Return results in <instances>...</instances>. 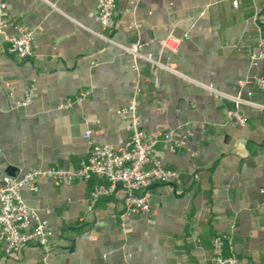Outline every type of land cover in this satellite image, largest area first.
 <instances>
[{
    "label": "crops",
    "instance_id": "1",
    "mask_svg": "<svg viewBox=\"0 0 264 264\" xmlns=\"http://www.w3.org/2000/svg\"><path fill=\"white\" fill-rule=\"evenodd\" d=\"M8 12L0 34V176L78 167L89 141L121 146L128 122L116 110L139 86L140 128L174 131L157 156L178 181L154 183L150 211L133 214L120 185L90 201L93 186L107 184L101 176L59 185L38 178L36 191L20 194L47 220L50 242L7 254L0 241V264H208L211 239L221 234L232 237L244 264H264V109L243 104L247 121L239 124L226 113L233 101L206 88L264 104V91L238 83L264 74V57L250 63L264 37V0H117L105 33L118 44L139 41L167 67L139 59L137 71L130 55L94 33L96 0H8ZM21 30L33 35L32 55L8 50L4 35ZM168 35L180 38L175 53L161 46ZM29 86L30 102L16 105Z\"/></svg>",
    "mask_w": 264,
    "mask_h": 264
},
{
    "label": "built area",
    "instance_id": "2",
    "mask_svg": "<svg viewBox=\"0 0 264 264\" xmlns=\"http://www.w3.org/2000/svg\"><path fill=\"white\" fill-rule=\"evenodd\" d=\"M238 0H232L236 6ZM117 0H96V21L99 30L94 33L105 42L116 44L122 52L132 57V68L137 71L139 59L167 68L154 60L150 54L140 51L141 43L134 41L129 44L114 42L105 31L112 24V17ZM9 20L8 0H0V34ZM9 43L8 50L19 56H29L33 53V35L28 30H21L19 35H4ZM162 48L171 53L178 49L180 38L168 35L160 41ZM264 57V37L258 38L257 50L250 55V63L255 65L259 58ZM239 84L253 83L258 89L264 91V74L240 80ZM207 90L215 95L225 96L233 101V107L227 110L229 119L239 124H244L247 117L241 109L243 104L264 109V104L255 103L243 97L240 92L226 94L211 86ZM33 87L24 89L23 97L16 102L18 106L27 105L32 96ZM140 87L136 86L128 103L116 110L117 115L127 120L129 136L127 140L116 148L105 144L88 142V156L80 161L78 167L64 168L49 166L47 168H35L24 172L20 176H0V241L5 244L7 254L18 251L27 243L35 242L41 247H46L52 237V230L47 220L40 218L36 212L23 200L20 190L27 187L32 191L38 189L36 180L46 178L53 183L70 184L74 180H89L93 175L106 179L107 184H95L90 190L89 197L93 203L102 196L111 194L116 186L120 185L124 190V209L126 213H147L151 209V186L156 182L178 181L177 172L161 164L157 156L158 144H169L174 135L173 130L153 129L145 132L140 128V119L137 114L139 104ZM250 92H248V95ZM83 95V94H82ZM71 100L61 102L63 107L70 105ZM185 128L182 137L189 134ZM83 136L89 138L90 130L84 131ZM213 254L208 264H244L242 258L234 252L232 237L228 234L213 236L211 239ZM225 248L228 254H224Z\"/></svg>",
    "mask_w": 264,
    "mask_h": 264
}]
</instances>
